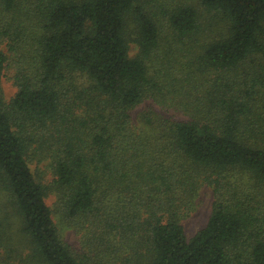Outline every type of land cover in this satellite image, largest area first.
Returning a JSON list of instances; mask_svg holds the SVG:
<instances>
[{
  "label": "trees",
  "instance_id": "1",
  "mask_svg": "<svg viewBox=\"0 0 264 264\" xmlns=\"http://www.w3.org/2000/svg\"><path fill=\"white\" fill-rule=\"evenodd\" d=\"M0 264H264V0H0Z\"/></svg>",
  "mask_w": 264,
  "mask_h": 264
},
{
  "label": "rangeland",
  "instance_id": "2",
  "mask_svg": "<svg viewBox=\"0 0 264 264\" xmlns=\"http://www.w3.org/2000/svg\"><path fill=\"white\" fill-rule=\"evenodd\" d=\"M3 86L8 98L16 93L17 88L14 86L13 82L8 78L4 79ZM144 108V105H140L135 112V116H137V113L142 111ZM173 112L174 111L172 110L171 113ZM48 174L50 175V172H48ZM55 200V196H52L47 200L48 204L53 208H55ZM213 200L214 193L212 188L209 186L202 187V189L200 190V194L197 198L196 210L182 222L186 229L188 237H193L199 230H201L207 224L212 212ZM55 219L58 222L59 226L62 228L63 233L67 237V239L73 244H78L79 237L74 232V230L70 228L64 220L61 219L59 214H55Z\"/></svg>",
  "mask_w": 264,
  "mask_h": 264
}]
</instances>
